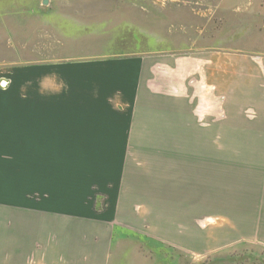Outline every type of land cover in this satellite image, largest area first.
<instances>
[{"label": "crops", "instance_id": "crops-1", "mask_svg": "<svg viewBox=\"0 0 264 264\" xmlns=\"http://www.w3.org/2000/svg\"><path fill=\"white\" fill-rule=\"evenodd\" d=\"M178 51L45 60L2 80L0 162L23 166L0 264H179L190 253L191 177L146 169L134 149L212 147L210 166L204 151L198 161L203 180L221 177V161L254 165V154L221 152L240 146L233 139L200 136L264 131V54Z\"/></svg>", "mask_w": 264, "mask_h": 264}, {"label": "rangeland", "instance_id": "rangeland-1", "mask_svg": "<svg viewBox=\"0 0 264 264\" xmlns=\"http://www.w3.org/2000/svg\"><path fill=\"white\" fill-rule=\"evenodd\" d=\"M149 46L161 54L204 48L228 54H264V0H49L48 4L43 0H0V83L21 73V66L45 60L82 59ZM207 86L211 93L214 85ZM245 115L255 117L252 109ZM193 134L198 137L191 133V138ZM214 136L231 138L240 145L223 147L221 152L232 151L235 160L244 158L237 152L254 154V170L264 169V131L206 132L200 139ZM251 139L256 147L245 146L252 144ZM134 150L136 159L141 158L139 165L147 169L153 164L154 172L160 174L170 171L181 176L184 171L197 189L191 196L195 201L191 204L190 253L160 245L159 252L172 258L182 254L179 264H264L263 174H249V163L241 169L221 161V177L213 174L210 180H203L200 173L198 179V171L204 167L203 161H198L204 151L205 168L210 166L215 155L212 147ZM22 166L0 162V248L5 245L7 204L16 198L11 188L21 183ZM205 182L207 189L201 188ZM217 206L234 212H214Z\"/></svg>", "mask_w": 264, "mask_h": 264}, {"label": "water", "instance_id": "water-1", "mask_svg": "<svg viewBox=\"0 0 264 264\" xmlns=\"http://www.w3.org/2000/svg\"><path fill=\"white\" fill-rule=\"evenodd\" d=\"M43 3L44 4H48L49 3V0H43ZM3 83H4V81H3Z\"/></svg>", "mask_w": 264, "mask_h": 264}]
</instances>
